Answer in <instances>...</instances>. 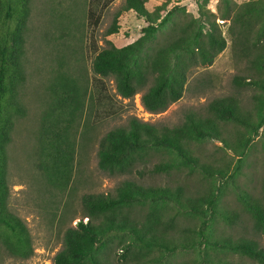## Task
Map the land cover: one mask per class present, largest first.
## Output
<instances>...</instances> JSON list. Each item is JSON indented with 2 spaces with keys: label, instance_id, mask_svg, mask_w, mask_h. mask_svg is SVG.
<instances>
[{
  "label": "trees",
  "instance_id": "obj_1",
  "mask_svg": "<svg viewBox=\"0 0 264 264\" xmlns=\"http://www.w3.org/2000/svg\"><path fill=\"white\" fill-rule=\"evenodd\" d=\"M112 1L86 0L85 24L91 30ZM145 1L123 0L104 32L116 33L118 16L130 10L146 22L136 39L120 47L105 40V46L96 47L90 38L91 71L111 77L117 94L130 98L145 87L139 102L152 113L181 97L190 70L211 64L225 48L215 19L228 22L225 32L232 54L245 61L246 74L234 75L232 84L257 92L251 94L248 108L234 95L215 97L206 102L204 113L185 112L175 125L154 126L131 116L125 125L101 135L96 163L104 173H195L204 185L191 189L177 181L157 187L123 180L113 194L83 193L80 204L86 219L78 218L63 229L62 246L51 264H103L114 239L120 246V264H264V246L254 238L212 236L218 222L231 229L241 224L242 212L248 216L252 235L264 238V177L258 192L234 186L240 212L221 205L223 189L234 183L247 150L264 127V0L238 4L217 0L216 12L208 10L203 0L198 16L192 18L177 15L174 7L161 14L163 2L149 11ZM29 14L30 0H0V244L23 259L32 254L31 238L21 218L8 208L7 146L16 120L25 115L21 93ZM93 84L98 85L94 95L80 76L58 71L45 86L35 128L34 165L47 187L58 193L70 186L76 137L85 140L88 131L82 117L86 100L95 104L107 98L100 79ZM227 124L237 128L225 135ZM260 136L264 139L263 131ZM213 139L236 155L232 165L201 162L192 150L193 142ZM151 155L161 160L148 162ZM177 217L194 223L184 227ZM176 252H189L191 258L174 261Z\"/></svg>",
  "mask_w": 264,
  "mask_h": 264
},
{
  "label": "rangeland",
  "instance_id": "obj_2",
  "mask_svg": "<svg viewBox=\"0 0 264 264\" xmlns=\"http://www.w3.org/2000/svg\"><path fill=\"white\" fill-rule=\"evenodd\" d=\"M240 3L244 0H232ZM164 3L161 14L174 7L177 13L186 17H197V7L203 0H146L144 6L151 11L159 3ZM205 7L216 12L217 0H204ZM86 0H30V14L25 33L23 63L25 81L21 99L25 107V115L16 120L7 146V182L8 208L24 222L28 229L32 254L27 258L12 256L0 244V264H51L52 257L62 246L63 229L73 225L78 218L86 219L80 204V196L87 192L113 194L115 187L123 180H133L144 185L162 186L180 181L191 189L200 188L204 182L197 174L187 176L184 172L154 175L144 172L137 175L134 171L124 174H107L97 167L96 148L101 135L107 130L125 125L128 118L134 116L139 120L152 123L154 126H172L183 119L185 112H205L206 102L215 97L234 95L238 97L244 108L250 106L251 94L257 92L252 88H239L232 84L234 75L246 74L245 61L232 54L230 39L226 34L227 23L215 19L219 24V32L225 39V48L219 52L211 64L195 66L190 71L181 97L169 103L159 113L147 111L139 102L145 87L130 98H123L116 93L111 77H101L92 73L90 61L93 56L90 38L96 47L105 46V40L120 47L137 38L146 22L137 17L133 11H122L118 16L116 33L104 35L112 16L123 4V0H113L101 14L98 25L91 30L85 24ZM90 33L92 36H90ZM67 71L73 76H80L88 91L93 95L98 85L93 84L100 79L102 91L107 98L100 103L86 100L82 117L86 119L87 132L85 140L76 137L73 173L70 186L66 191L58 193L43 182L34 165L35 128L38 114L45 98V86L53 74ZM88 99V98H87ZM81 121L78 129L83 128ZM237 127L225 126L223 134H231ZM241 129V128H238ZM253 140V147L247 150L243 165L235 175L234 183L227 184L222 191L221 205L226 209L241 211L235 201L234 186L258 192L261 179L264 177V140L260 132ZM201 162L228 163L232 165L236 155L222 148L219 141L207 140L191 145ZM161 156H150L148 162L157 163ZM138 167V166H137ZM136 167V168H137ZM218 183V180H215ZM233 185V186H232ZM243 220L233 228H227L218 222L212 236L242 235L254 238L260 246H264V238L252 235L250 222L245 213L240 212ZM182 226H190L194 222L177 217ZM103 264H120L117 260L120 249L116 239L110 245ZM231 256H228L230 258ZM175 261L191 258L189 252H176L172 256Z\"/></svg>",
  "mask_w": 264,
  "mask_h": 264
}]
</instances>
